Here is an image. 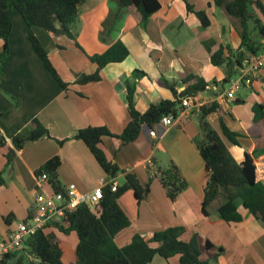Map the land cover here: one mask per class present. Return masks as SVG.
<instances>
[{
    "label": "crops",
    "instance_id": "1",
    "mask_svg": "<svg viewBox=\"0 0 264 264\" xmlns=\"http://www.w3.org/2000/svg\"><path fill=\"white\" fill-rule=\"evenodd\" d=\"M260 1L264 5V0ZM159 2L161 9L140 25L134 19L133 6L121 8L119 0H85L80 7L76 40L35 28V35L67 85L65 89L34 51L23 18L12 17L9 55L2 65L0 82V131L8 143L0 152V177L4 181L0 184V242L32 217L38 172L53 157L60 158L58 180L64 190L75 184L82 192L91 193L103 180L110 179L88 146L76 138L82 129L105 127L115 137L105 136L99 146L120 169L115 178L118 187L125 184L128 174H134L143 190H149L148 194L140 191V201L133 190L119 199L131 225L115 237L117 246H127L136 234L150 239L156 232L182 227V241L189 242L197 234L223 250L211 264H264V226L248 210L240 205L243 221L229 224L221 219L218 208L223 201L217 200L209 207V216L204 215L202 202L209 175L196 143L202 138L200 107L217 102L219 109L207 120L238 163L246 154L253 157L257 177L264 183V68L249 75L234 102L223 99L240 75L223 84L226 68L214 66L211 56L222 47L240 49L237 20L213 0ZM196 12H206L211 22L208 28L202 26ZM118 40L129 49V57L103 68L99 81L78 83L83 76L97 72L91 57L104 53ZM2 50L0 39V54ZM137 70L145 74L136 82L135 106L140 113L162 101H175L163 80L174 83L182 93L198 78L207 83V90L194 98L190 108L184 109L182 104L178 107L174 125H144L138 139L125 145L119 137L131 120L127 81ZM257 105L263 107L258 121L254 111ZM34 120L48 134L16 150L8 167L6 153L14 148L12 138L31 129ZM221 120L239 135L238 145L222 134ZM172 165L187 182V188L174 201L162 184L163 173ZM121 178L123 184L118 181ZM46 231L56 236L63 250V264H75L77 234H65L55 226ZM150 264L181 263L178 257L166 260L157 256Z\"/></svg>",
    "mask_w": 264,
    "mask_h": 264
},
{
    "label": "trees",
    "instance_id": "2",
    "mask_svg": "<svg viewBox=\"0 0 264 264\" xmlns=\"http://www.w3.org/2000/svg\"><path fill=\"white\" fill-rule=\"evenodd\" d=\"M84 2L85 0H0V39L3 41V50L0 54V82L3 80L2 65L9 55V37L13 28L12 13L15 10L28 27L29 39L34 51L60 86L65 89L67 85L59 77L47 50L34 30L41 28L57 37L67 36L76 40L72 26L79 22L80 7ZM213 2L237 20V31L242 40L240 49L222 47L211 56L214 66H225L226 78L223 84H228L235 76L240 75L250 56L264 54V23L258 14L259 12L264 18V5L260 0H213ZM119 6L121 8L133 6L134 19L140 25H145L151 16L161 9L159 0H119ZM188 8L194 12L190 5ZM196 15L204 28L211 25L206 12H196ZM208 50L210 51V48ZM225 50L228 55L225 54ZM129 55V49L121 40L114 42L104 53L91 57L92 62L97 65V72L83 76L78 83L99 81L100 71L103 68L112 63H122ZM143 75L145 76L143 72L137 70L127 81V100L131 120L119 137L125 145L138 139L144 125L154 128L163 117H176L178 107L184 98H195L200 92L207 90V83L197 77H191L197 80L182 93H178L174 83L163 80L164 85L172 91L175 101H162L151 105L147 112L140 113L135 106L136 82ZM218 109L217 102L203 105L199 109V128L202 138L196 140V143L209 175L202 202L203 213L209 216V207L215 201L222 200L218 213L224 222L241 223L243 221V216L239 212L241 205L264 226V183L257 177V167L253 157L246 154L244 161L238 163L220 134L207 120V117ZM261 109L263 107L260 105L254 107L256 121L260 119ZM220 125L222 134L230 142L238 145L239 135L232 132L222 120ZM31 127L12 138L14 148H9L6 153L8 167L13 163L16 150H21L27 143L39 141L48 134L47 129L38 120H34ZM105 136L114 135L105 127H90L80 130L76 138L88 146L107 175L115 179L120 169L107 159L105 152L99 146ZM7 147V140L0 131V152ZM60 165V158L56 156L47 161L38 172L39 175L43 173L49 175L50 184L56 192L64 191L58 180ZM3 183L0 177V184ZM162 184L167 190L168 197L173 201L187 188V182L181 177L175 165L163 173ZM129 190L135 192L138 201L141 200L140 191L144 194L149 193L148 188L143 190L139 185L136 175L128 174L125 184L118 187L116 192H112L110 187L104 189V198L100 202L98 213H95L88 204H82L66 213L60 221L50 225L65 234L72 232L77 234L75 264H150L157 256L166 260L178 257L181 264H211L218 260L223 252L222 249L208 240L203 241L197 234L189 242L182 241L181 236L184 233L182 227H171L156 232L150 239L136 234L127 246L122 248L117 246L115 237L131 225L130 218L119 203L121 196ZM47 229L48 227L32 234L26 239L23 251L4 255L0 259V264H63V250L56 236L48 233ZM204 254L207 258H203Z\"/></svg>",
    "mask_w": 264,
    "mask_h": 264
},
{
    "label": "built area",
    "instance_id": "3",
    "mask_svg": "<svg viewBox=\"0 0 264 264\" xmlns=\"http://www.w3.org/2000/svg\"><path fill=\"white\" fill-rule=\"evenodd\" d=\"M262 68H264V54L250 56L239 78L233 81L228 92L222 95L223 99L234 102L238 91L248 80L249 75ZM193 103L194 97H187L183 99L182 106L187 109ZM160 123L164 127L172 126L174 117L165 116ZM150 134L152 137H156L155 131H151ZM36 186L33 215L28 221L20 223L9 239L0 242V259L4 255L23 251L24 243L28 237L38 230L46 229L52 223L60 221L66 213L77 209L82 204H88L95 213H98L100 202L104 198V189L110 187L112 192L118 190L116 180L110 178L103 180L101 185L91 193L82 192L75 184L68 185L62 192H56L51 190L50 178L46 173L39 175Z\"/></svg>",
    "mask_w": 264,
    "mask_h": 264
},
{
    "label": "rangeland",
    "instance_id": "4",
    "mask_svg": "<svg viewBox=\"0 0 264 264\" xmlns=\"http://www.w3.org/2000/svg\"><path fill=\"white\" fill-rule=\"evenodd\" d=\"M12 17H19L21 19V16L15 10L13 11ZM237 24H238V22H237ZM72 32H73V34H75L77 32V25L72 26ZM118 181H119V183L123 184L124 178H121ZM0 240H1V237H0Z\"/></svg>",
    "mask_w": 264,
    "mask_h": 264
},
{
    "label": "water",
    "instance_id": "5",
    "mask_svg": "<svg viewBox=\"0 0 264 264\" xmlns=\"http://www.w3.org/2000/svg\"><path fill=\"white\" fill-rule=\"evenodd\" d=\"M19 256H21V254H19Z\"/></svg>",
    "mask_w": 264,
    "mask_h": 264
}]
</instances>
